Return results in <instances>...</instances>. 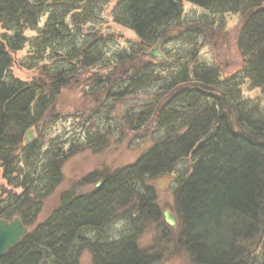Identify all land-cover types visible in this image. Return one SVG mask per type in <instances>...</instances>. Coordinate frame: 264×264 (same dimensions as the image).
<instances>
[{
	"label": "trees",
	"instance_id": "16d2710c",
	"mask_svg": "<svg viewBox=\"0 0 264 264\" xmlns=\"http://www.w3.org/2000/svg\"><path fill=\"white\" fill-rule=\"evenodd\" d=\"M181 1L211 16L242 17L239 74L221 79L200 61L204 32L214 22L184 19ZM108 3L0 0V166L7 185L21 190H2L0 219L18 218L28 228L0 264H79L83 252L91 264H154L138 243L159 213L148 184L173 174L182 160L191 167L177 178L172 208L189 264H264L249 251L264 214V116L239 92L243 83L264 92V0H117L112 21L137 43L113 52L111 40L95 30ZM158 41L169 47L170 63L142 59ZM25 48L20 65L37 72L28 82L10 74ZM71 85L91 99L92 116L119 113L128 130L154 125L157 134L133 164L84 178L99 187L62 192L58 207L36 225L43 201L62 182L63 163L82 150L101 151L114 133L109 127L106 139L86 133L78 146L44 142L59 116L51 107ZM31 129L37 136L26 143ZM119 221L125 234L114 232Z\"/></svg>",
	"mask_w": 264,
	"mask_h": 264
},
{
	"label": "rangeland",
	"instance_id": "374dc122",
	"mask_svg": "<svg viewBox=\"0 0 264 264\" xmlns=\"http://www.w3.org/2000/svg\"><path fill=\"white\" fill-rule=\"evenodd\" d=\"M117 0H110V4L105 7L101 14V20L96 25V32L100 36L111 40L107 47L109 51L127 49L137 43L134 34L128 30L116 26L111 18V10ZM184 19H196L209 17L214 25L204 32V40L201 42L198 55L200 61L218 70L220 78L237 75L243 68V60L236 46L239 29L243 23L241 16L237 14H225L222 16H211L203 9L195 7L189 3L181 1ZM45 23L42 19L39 28ZM85 31H93L91 27L84 28ZM84 31V32H85ZM4 32L0 28V35ZM26 37H33L34 34L25 32ZM156 45V44H155ZM151 47L146 52L151 51ZM169 47L161 43L158 52L165 56ZM27 49L15 55V63L11 67L10 74L21 81L28 82L35 78L36 71H27L21 67ZM142 57V56H141ZM144 61L157 63L147 57H142ZM241 98L248 103L250 108H255L258 116H264V92L260 89H252L247 83L239 87ZM54 114H59L58 120L46 127L44 142L65 143V147L75 143L82 145L86 133H99L106 139L105 131L109 127L114 130L107 137L108 145L101 151L82 150L68 158L62 166V182L55 191L42 203V208L36 220V225L44 221L59 204V196L66 190L73 189L76 194L81 195L92 191L96 183H84L83 180L89 174L95 173L98 176L104 172H114L133 164L150 146V140L157 134L154 125L143 127L141 130L133 132L119 122L120 116H92L93 104L87 95L80 93L79 89L71 85L66 88L52 105ZM49 115L52 113L49 112ZM117 118V119H115ZM98 134V135H99ZM37 134L33 133V139ZM47 147H50L47 145ZM190 161L182 160L177 165L171 175L159 177L149 182L155 195L156 207L158 210L157 220H149L145 223V232L139 237V246L155 258L154 264H189L188 258L178 246V227L176 215L172 208L174 191L177 187V178L181 171L190 170ZM82 185H81V184ZM2 190L19 194L20 189H13L7 185L2 178V168L0 166V196ZM4 196V195H3ZM3 198V197H2ZM168 211L176 221L174 227H169L164 223V212ZM256 237L252 240L253 245L249 251H253V256L257 260H263L264 250V214L257 225ZM116 234H125L128 229L125 222H117L113 226ZM247 251V252H249ZM79 264H91V257L87 252H83L79 258Z\"/></svg>",
	"mask_w": 264,
	"mask_h": 264
},
{
	"label": "water",
	"instance_id": "95a60500",
	"mask_svg": "<svg viewBox=\"0 0 264 264\" xmlns=\"http://www.w3.org/2000/svg\"><path fill=\"white\" fill-rule=\"evenodd\" d=\"M160 42H157L155 47L149 51L142 53V57H148L156 62H170L165 59V57L158 52ZM33 139V131L29 130L25 134V142L29 143ZM99 184L96 185L98 187ZM164 222L169 227H174L176 224L173 216L168 212H164ZM28 233V229L22 225L21 221L18 218H14L12 221L8 222L6 220L0 219V258L4 257L7 252L13 248H15L21 238ZM264 261V255H263Z\"/></svg>",
	"mask_w": 264,
	"mask_h": 264
},
{
	"label": "flooded vegetation",
	"instance_id": "af4514ba",
	"mask_svg": "<svg viewBox=\"0 0 264 264\" xmlns=\"http://www.w3.org/2000/svg\"><path fill=\"white\" fill-rule=\"evenodd\" d=\"M261 261H263V260H261Z\"/></svg>",
	"mask_w": 264,
	"mask_h": 264
}]
</instances>
